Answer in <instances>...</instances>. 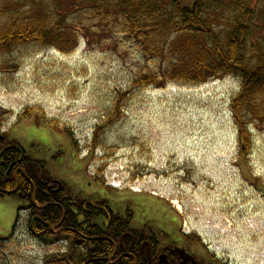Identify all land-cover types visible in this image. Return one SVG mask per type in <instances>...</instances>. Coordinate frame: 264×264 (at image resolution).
<instances>
[{
  "label": "rangeland",
  "instance_id": "rangeland-1",
  "mask_svg": "<svg viewBox=\"0 0 264 264\" xmlns=\"http://www.w3.org/2000/svg\"><path fill=\"white\" fill-rule=\"evenodd\" d=\"M68 1L61 0L74 15L70 22L82 15L86 26L74 32L70 53L30 44L3 57L18 69L0 75V134L43 161L50 177L77 200L99 192L127 202L130 213L135 197L156 195L168 206L172 202L190 231L212 239L213 250L227 253L232 264H264V130L251 125L246 145L231 109L239 80L223 75L205 84L178 81L170 70L189 62L193 52L181 48L175 34L158 44L160 52L149 53L139 35L134 41L125 34V18L102 24L91 9L96 2L81 3L84 10L77 11ZM204 3L220 35L232 17L239 19L232 0ZM250 7L256 12L249 21L256 63L264 42V0H251ZM5 12L3 24L22 16ZM194 43L198 50L211 45L204 36ZM153 72L158 76H147ZM28 109L31 119L24 117ZM26 203L18 195L0 198V239L7 240L0 242V264H44L66 250L63 243L46 245L31 235L30 207L20 208ZM120 208L116 204L118 214Z\"/></svg>",
  "mask_w": 264,
  "mask_h": 264
},
{
  "label": "trees",
  "instance_id": "trees-1",
  "mask_svg": "<svg viewBox=\"0 0 264 264\" xmlns=\"http://www.w3.org/2000/svg\"><path fill=\"white\" fill-rule=\"evenodd\" d=\"M169 1L174 10L171 15L167 13ZM182 1L184 0H70L67 4L69 8L83 11L84 8L80 9L81 3L89 5L90 2H96L91 9L94 15L101 18V23L106 25L112 23L113 26L114 20L125 18L126 25H129V31L125 34L133 36L134 41L139 35L143 40V43H139L140 46L146 48L149 53L160 52L158 44H162L164 39L167 41L168 33L175 34L177 44L193 52L189 62H184L181 67L170 70L178 81L205 84L218 80L223 75L237 78L241 83V89L234 97L231 109L239 132L249 146L250 141L246 138V134L250 133V126L256 124L264 130V42L258 47L262 52L260 49L256 52V54L261 52L262 55L257 58L256 63H253L250 58L249 39L255 30H250L249 21L254 20L256 12L250 7L251 0H232L233 9L234 11L237 9L239 19L231 18L228 32L224 35L214 31L213 26L208 22L206 15L208 7L204 0H186V3ZM66 8L61 0H11L6 6L2 5L0 0V75L17 72L18 64L3 60V57L15 47L34 44L51 47L64 54L70 53L69 51L74 47V32L81 31L86 26L82 15L79 22H70V18L74 15L70 17ZM214 8L218 9V7ZM25 9L26 12L20 13V10L25 11ZM4 11L22 16H16L10 24H3ZM246 20L248 22H245ZM260 25L264 29L263 18L260 20ZM199 36L208 38L211 45L206 49L200 47L201 50H198L194 42ZM152 43L156 45L152 46ZM147 76L158 75L153 72ZM145 81L141 79L139 85H145ZM147 81L156 82L151 78ZM32 112H34L32 109H28L24 117L33 118ZM14 163H16L15 167L11 169ZM16 168L25 171V175L19 174L21 182L19 193L24 196V200L30 202L33 216H39L45 221V223L35 221L33 236L37 237V233L44 229L43 237L48 239V244L63 240L70 242L67 252L51 256L44 264H108L114 254V246L110 242L88 240L72 242L75 234L70 231H64L59 235L51 233V228L61 221L63 210L67 211L68 203L63 201V195L56 196L55 199L53 196L47 198L42 195L47 190L45 183L51 184L53 179L46 164L29 156L21 145L11 143L5 138L4 141H0V189L11 191L16 188L17 180L14 177ZM34 187L37 189V205L52 201L58 203L59 207H48L46 212L37 209L32 200ZM62 191L66 192L71 201L79 203L65 188ZM2 197L6 196H0ZM76 207L79 209L78 206ZM67 214L63 227L81 230L84 225L78 224V215L70 217L69 212ZM115 221L120 219L116 218ZM111 238L118 242L117 237L111 236ZM5 241L7 240L0 239V242ZM127 247L120 248L117 257L130 252ZM119 264H134V260L128 256L121 259Z\"/></svg>",
  "mask_w": 264,
  "mask_h": 264
},
{
  "label": "flooded vegetation",
  "instance_id": "flooded-vegetation-1",
  "mask_svg": "<svg viewBox=\"0 0 264 264\" xmlns=\"http://www.w3.org/2000/svg\"><path fill=\"white\" fill-rule=\"evenodd\" d=\"M15 164L11 169H14ZM20 170L16 168L14 173L19 190L21 188L19 174L22 172ZM45 184L47 190L42 195L47 198L53 196L54 199L63 195V201L68 203L69 210L75 215L82 214V223L79 224L84 225L83 235L90 241L95 240L91 242H106L104 239L108 238L109 234L117 237L119 247L128 246L127 249L135 258L134 264H231L214 254L202 237L188 229L183 219L173 211L174 207L168 206L156 195L152 198L135 197L132 203L136 208L134 211L131 208L130 213L125 209L123 218L126 222H122L121 219L115 221L114 218L118 215L116 203L122 202L126 205L127 202L124 200H107L103 198V194L95 192V196L84 199V203L78 209L66 192L62 191L64 186L60 182L52 179L51 184ZM50 202L46 204L47 207H59L58 203ZM140 220L142 226L137 228L139 225H136V222ZM78 232L81 239L82 233L79 230ZM38 234L43 237L45 230L42 229ZM123 236L125 237L121 240ZM90 249L94 251L93 246ZM120 261L121 259L116 260L115 264H119Z\"/></svg>",
  "mask_w": 264,
  "mask_h": 264
},
{
  "label": "bare ground",
  "instance_id": "bare-ground-1",
  "mask_svg": "<svg viewBox=\"0 0 264 264\" xmlns=\"http://www.w3.org/2000/svg\"><path fill=\"white\" fill-rule=\"evenodd\" d=\"M23 199H24V198H23ZM26 201H27V200H26ZM26 204L31 205L29 201H27ZM33 205H34L37 209H39L40 211H42V212H46V211H47V208H48L46 204H44V205H40V206H39V205H37L36 202H33ZM68 212H69V216H70V217L75 216L74 212H72V211L69 210V208H68L67 211H63L62 219H61V221L58 223V226L63 227L64 222H65V220H66V217H67V215H68V214H67ZM38 217H39V216H38ZM42 222H44V219H42L41 217H39V223H42ZM83 228H84V227H82L80 231L83 232V231H84ZM105 239L113 245V242H112L109 238H105Z\"/></svg>",
  "mask_w": 264,
  "mask_h": 264
},
{
  "label": "water",
  "instance_id": "water-1",
  "mask_svg": "<svg viewBox=\"0 0 264 264\" xmlns=\"http://www.w3.org/2000/svg\"><path fill=\"white\" fill-rule=\"evenodd\" d=\"M16 191V190H15ZM5 194H12V193H14V192H4Z\"/></svg>",
  "mask_w": 264,
  "mask_h": 264
}]
</instances>
